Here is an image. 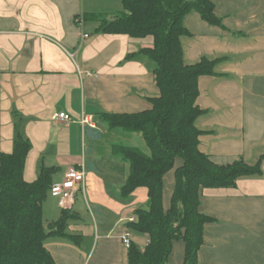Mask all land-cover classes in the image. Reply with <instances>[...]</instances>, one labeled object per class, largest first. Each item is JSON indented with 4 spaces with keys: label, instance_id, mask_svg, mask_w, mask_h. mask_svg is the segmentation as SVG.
Returning <instances> with one entry per match:
<instances>
[{
    "label": "crops",
    "instance_id": "1",
    "mask_svg": "<svg viewBox=\"0 0 264 264\" xmlns=\"http://www.w3.org/2000/svg\"><path fill=\"white\" fill-rule=\"evenodd\" d=\"M211 1L221 24L191 12L184 19L191 35L182 37L187 62L218 59L216 74L198 82L196 103L205 111L197 121L200 149L219 164L260 163L261 173L202 190L201 210L214 221L205 225L199 264H264V0ZM122 10L121 0H0V152L13 151L19 128L32 144L25 180H36L43 166L57 168L54 184L71 168L86 172L66 207L51 191L43 205L48 230L63 210L71 214L70 237L46 240L55 264H129L127 231L142 249L149 243L128 226L148 190L122 197L131 164L115 146L149 149L142 133L110 127L102 113L141 112L159 96L153 63L127 58L154 39L97 32L99 22L83 17L113 20ZM62 112L70 120L54 119ZM175 168L164 178L166 207ZM183 260L184 242L176 241L170 264Z\"/></svg>",
    "mask_w": 264,
    "mask_h": 264
},
{
    "label": "trees",
    "instance_id": "2",
    "mask_svg": "<svg viewBox=\"0 0 264 264\" xmlns=\"http://www.w3.org/2000/svg\"><path fill=\"white\" fill-rule=\"evenodd\" d=\"M123 10L108 20L102 14L87 13L84 20L99 22L97 32L126 34L132 38L152 36L151 46L131 53L128 59L144 57L153 63L160 90L150 99L151 107L136 113H102L110 127L142 133L149 152L126 145L115 150L131 164L121 195L129 198L139 187L148 190L145 206L135 210L130 230L145 234L149 243L142 249L131 242L129 264H170L176 241L184 242L183 264H199L205 225L214 218L201 210L205 188L234 187L238 179L261 173L260 163L244 159L216 163L200 149L198 118L204 114L197 103L199 78L215 75L218 59L204 56L187 62L182 37L191 35L184 24L186 15L198 12L208 23L220 25L211 0H121ZM79 19V17H78ZM13 151L0 152V264H55L46 246L49 236L70 237L71 214L63 210L48 230L43 205L53 186L56 167L43 166L36 180L24 178L32 144L17 128ZM183 160L175 168L176 160ZM175 168V186L166 207L165 175Z\"/></svg>",
    "mask_w": 264,
    "mask_h": 264
},
{
    "label": "built area",
    "instance_id": "3",
    "mask_svg": "<svg viewBox=\"0 0 264 264\" xmlns=\"http://www.w3.org/2000/svg\"><path fill=\"white\" fill-rule=\"evenodd\" d=\"M79 20V19H78ZM80 24L83 25V19H80ZM84 37H88L87 34H84ZM70 56L72 59L76 61V54L75 53H70ZM55 120H70V116L67 113H57L54 116ZM87 121L86 117L82 119V122L85 123ZM86 178V172L84 167L81 169L78 168H71L69 169L62 182L60 183H55L51 187V193L53 195L60 196V204L63 207L67 206V200H72L74 196V191L76 189V186L78 184H84ZM132 221L134 218L131 219ZM123 243L126 247H129L131 245V232L127 231L124 233L122 236Z\"/></svg>",
    "mask_w": 264,
    "mask_h": 264
}]
</instances>
